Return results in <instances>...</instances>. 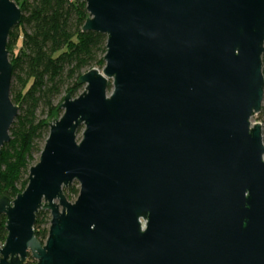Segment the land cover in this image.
Wrapping results in <instances>:
<instances>
[{
    "label": "water",
    "instance_id": "1",
    "mask_svg": "<svg viewBox=\"0 0 264 264\" xmlns=\"http://www.w3.org/2000/svg\"><path fill=\"white\" fill-rule=\"evenodd\" d=\"M85 1L105 69L65 96L27 188L0 199V264H264V0ZM22 17L0 0V155Z\"/></svg>",
    "mask_w": 264,
    "mask_h": 264
},
{
    "label": "trees",
    "instance_id": "2",
    "mask_svg": "<svg viewBox=\"0 0 264 264\" xmlns=\"http://www.w3.org/2000/svg\"><path fill=\"white\" fill-rule=\"evenodd\" d=\"M12 1L19 5L23 17L10 33L7 46L14 71L11 99L20 108L10 132L12 139L0 155V199L10 200L27 188L29 177L25 176L34 154L43 151L40 146L49 138L50 124L63 116L55 100L63 93L73 99L81 95L85 90L80 78L95 68L103 71L107 52L106 35L83 31L89 19L85 0ZM262 60L264 71V55ZM255 119L264 126V106ZM79 190V183H75L64 192L74 202ZM50 221L48 211L38 213L35 232L42 243L47 241ZM6 223L2 214L0 251L7 240ZM25 264L37 263L29 255Z\"/></svg>",
    "mask_w": 264,
    "mask_h": 264
},
{
    "label": "rangeland",
    "instance_id": "3",
    "mask_svg": "<svg viewBox=\"0 0 264 264\" xmlns=\"http://www.w3.org/2000/svg\"><path fill=\"white\" fill-rule=\"evenodd\" d=\"M20 45H21V43L18 45V49L16 50V53L19 51V47H20ZM82 94V93H81ZM65 96H66V94L65 93H63V96H61V97H59L57 100H55V104L56 105H62L63 104V99L65 98ZM257 117V116H256ZM45 118V117H44ZM253 123H261L260 121H258V120H256L255 118H254V120H253ZM262 124V123H261ZM263 125V124H262ZM264 127V126H263ZM81 137H82V135H81V133L79 134V139H81ZM263 138H264V133H263ZM47 141V140H46ZM46 141L45 142H43L42 143V145L40 146V148L43 150L44 148V145H45V143H46ZM40 148H38V149H40ZM42 153V152H41ZM41 153L40 152H36L35 154H34V157H33V161H32V164L30 165V169L33 167V166H35V165H37L39 162H40V157H41ZM30 169L28 170L29 171V173H28V176L26 175L25 177H26V179L29 177V174H30ZM73 185H75V183L73 184ZM72 185V186H73ZM43 227H45V225L43 226Z\"/></svg>",
    "mask_w": 264,
    "mask_h": 264
}]
</instances>
